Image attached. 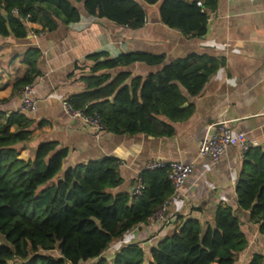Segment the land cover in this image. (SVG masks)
<instances>
[{
	"label": "trees",
	"instance_id": "1",
	"mask_svg": "<svg viewBox=\"0 0 264 264\" xmlns=\"http://www.w3.org/2000/svg\"><path fill=\"white\" fill-rule=\"evenodd\" d=\"M157 3L163 25L198 38L206 33L208 12L216 0H0V38L25 39L28 23L53 31L59 25L78 22L82 11L137 29L144 23L146 7ZM38 56L33 48L24 53L22 63L27 72L15 89L33 84L38 76ZM163 61V56L127 54L96 63L91 75L83 78L90 91L68 102L87 114L96 113L110 134L170 138L174 135L172 125L192 113L191 105L182 106L201 93L219 68L215 59L191 54L121 88L118 86L125 74L109 84H105L107 76H95L102 70L135 63L159 66ZM110 96L111 100H105ZM31 124L22 113L6 116L0 112V235L4 241L0 264L16 259L22 264H235L246 249L242 224L233 209L226 207L216 210L212 225L186 220L178 233L162 240L148 254L132 244L107 260L104 253L109 246L145 223L172 195L168 169L142 172L145 190L139 196L110 192L122 182L117 162L111 158L68 168L54 182L66 150L46 142L38 145L30 161L19 158L22 145L30 139ZM236 197L238 208L249 212V222L258 226L264 243L263 149L253 148L244 154ZM263 262L264 254L259 253L247 264Z\"/></svg>",
	"mask_w": 264,
	"mask_h": 264
},
{
	"label": "crops",
	"instance_id": "2",
	"mask_svg": "<svg viewBox=\"0 0 264 264\" xmlns=\"http://www.w3.org/2000/svg\"><path fill=\"white\" fill-rule=\"evenodd\" d=\"M159 5L146 7L144 23L137 29L82 11L78 22L59 25L53 31L28 23L25 39L0 38V112L6 116L22 113L32 122L30 139L22 145V161H30L38 145L46 142L67 151L62 173L76 165L114 159L122 181L110 191L114 195L131 194L137 176L150 162L192 166L186 185L170 203L167 224L157 225L150 219L139 224L109 246L104 253L107 260L132 244L148 254L162 240L178 233L186 220L212 225L216 210L230 207L247 239V247L235 264H247L255 252L264 254V243L258 226L249 222V212L237 206L236 184L244 155L229 148L213 164L198 156V148L210 126L226 122L234 131L244 133L253 148L264 150V0H216L214 9L208 12L206 33L198 38L163 25ZM31 48L39 52L38 76L31 85L35 108L25 110L18 96L21 88L14 86L25 77L27 67L22 57ZM127 54L163 56L164 61L159 66L135 63L102 70L95 76H107L105 84H109L125 74L127 77L118 86L121 88L191 54L213 58L220 64L201 93L188 99L187 107L192 106V113L185 121L172 125V137L113 135L104 131L96 139L91 128L69 119L62 111V102L90 91L83 78L91 75L96 63Z\"/></svg>",
	"mask_w": 264,
	"mask_h": 264
},
{
	"label": "built area",
	"instance_id": "3",
	"mask_svg": "<svg viewBox=\"0 0 264 264\" xmlns=\"http://www.w3.org/2000/svg\"><path fill=\"white\" fill-rule=\"evenodd\" d=\"M201 6L200 3L197 4ZM33 88L31 85L24 86L18 96L21 101V108L25 110H34L35 102L31 99ZM61 109L64 114L71 120H79L94 132L97 139L99 135L105 131L101 124L100 117L96 113L87 114L83 109H75L68 102L61 103ZM236 148L241 154H246L253 149V144L247 140L244 133L234 131L226 122H221L210 126L198 148V156L215 164L219 162L227 149ZM158 169H168V181L170 182L173 193L159 206L155 213L149 218L157 225L167 224L169 206L183 186L186 185L191 173L192 166L182 163L166 164L160 161L150 162L146 165L145 171H154ZM145 190L141 174L136 178L135 185L131 191L132 196H139Z\"/></svg>",
	"mask_w": 264,
	"mask_h": 264
},
{
	"label": "rangeland",
	"instance_id": "4",
	"mask_svg": "<svg viewBox=\"0 0 264 264\" xmlns=\"http://www.w3.org/2000/svg\"><path fill=\"white\" fill-rule=\"evenodd\" d=\"M62 171L59 173V175L57 176V178L54 180V182H56L58 179H60L61 177H62ZM42 189H44V187H42L40 190H42ZM2 243H4V241H3V239H2V237H1V235H0V245L2 244ZM260 252H255L254 254H259ZM51 255H53L54 257H57L58 256V254L56 253V252H51L50 253ZM23 262H20V260H18V259H16V260H13V261H11V262H9L8 264H22ZM88 264H90V263H88Z\"/></svg>",
	"mask_w": 264,
	"mask_h": 264
},
{
	"label": "water",
	"instance_id": "5",
	"mask_svg": "<svg viewBox=\"0 0 264 264\" xmlns=\"http://www.w3.org/2000/svg\"><path fill=\"white\" fill-rule=\"evenodd\" d=\"M187 107V104H184L183 106H182V108H186Z\"/></svg>",
	"mask_w": 264,
	"mask_h": 264
}]
</instances>
